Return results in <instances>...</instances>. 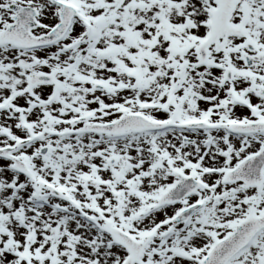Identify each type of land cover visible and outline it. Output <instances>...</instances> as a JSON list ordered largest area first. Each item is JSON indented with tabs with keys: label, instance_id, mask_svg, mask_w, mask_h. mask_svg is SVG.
<instances>
[{
	"label": "snow or ice",
	"instance_id": "snow-or-ice-1",
	"mask_svg": "<svg viewBox=\"0 0 264 264\" xmlns=\"http://www.w3.org/2000/svg\"><path fill=\"white\" fill-rule=\"evenodd\" d=\"M0 264H264V0H0Z\"/></svg>",
	"mask_w": 264,
	"mask_h": 264
}]
</instances>
